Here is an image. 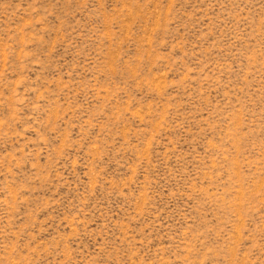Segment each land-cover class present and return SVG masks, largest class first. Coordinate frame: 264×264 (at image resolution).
Segmentation results:
<instances>
[{"label":"rangeland","instance_id":"rangeland-1","mask_svg":"<svg viewBox=\"0 0 264 264\" xmlns=\"http://www.w3.org/2000/svg\"><path fill=\"white\" fill-rule=\"evenodd\" d=\"M0 264H264V0H0Z\"/></svg>","mask_w":264,"mask_h":264}]
</instances>
